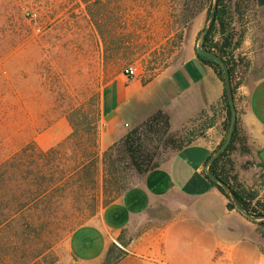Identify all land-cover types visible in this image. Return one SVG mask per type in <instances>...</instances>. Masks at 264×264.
Listing matches in <instances>:
<instances>
[{"label":"rangeland","instance_id":"1","mask_svg":"<svg viewBox=\"0 0 264 264\" xmlns=\"http://www.w3.org/2000/svg\"><path fill=\"white\" fill-rule=\"evenodd\" d=\"M109 1L102 0L92 9L98 11V24L105 32L121 33L133 53L126 59L106 50L80 0H0V161L38 136L46 143L54 133L66 138L72 130L70 113L91 120L99 136L105 127L98 104L102 85L127 65H134L135 77L143 75V81L178 65L190 52L196 54L214 0ZM257 2L231 0L229 9L231 27L242 37L233 50L234 106L247 75L263 73L264 4ZM146 119L113 142L101 144L92 180L70 173L62 189L35 207L10 212L12 221L0 226V264H66L72 230L143 177L126 163H116V170L108 173L103 153ZM169 123L165 134L140 136L153 157L148 169L166 162L187 142L191 124L173 128L170 118ZM251 207L258 216L264 215V201L256 199ZM263 220L256 219L264 251Z\"/></svg>","mask_w":264,"mask_h":264},{"label":"crops","instance_id":"2","mask_svg":"<svg viewBox=\"0 0 264 264\" xmlns=\"http://www.w3.org/2000/svg\"><path fill=\"white\" fill-rule=\"evenodd\" d=\"M262 72L247 75L238 88L235 106L246 152L237 144L231 159L239 181L264 201L258 156L264 148V67ZM142 76L119 72L102 85L98 104L105 127L97 133L98 148L158 110L168 114L173 128L190 123L193 134L166 162L72 230L66 264H104L112 245L122 250L112 264H264L256 220L236 205L229 208V195L206 174L208 158L225 139L222 81L195 52L171 69L143 81ZM53 135L50 142L41 136L35 141L47 149L63 138Z\"/></svg>","mask_w":264,"mask_h":264},{"label":"trees","instance_id":"3","mask_svg":"<svg viewBox=\"0 0 264 264\" xmlns=\"http://www.w3.org/2000/svg\"><path fill=\"white\" fill-rule=\"evenodd\" d=\"M80 1L85 4L106 50L115 55L120 54L117 57L119 60H121L120 58L131 57L133 53L130 52L123 38L119 36L120 32H105L99 26L96 17L98 11L92 8L101 3L102 0ZM105 3H110V1L106 0ZM231 6V0H216L214 15L202 46L206 50L215 52L224 60L228 67L231 91L234 94L237 83H233L232 75L234 68L233 50L239 47L242 37L241 34L237 36L231 27L232 12L229 10ZM215 35H219L217 40H214ZM196 55L203 63L213 69L224 86V73L221 65L213 59L203 57L198 53ZM219 104L225 110L223 129L226 136L231 110L225 87ZM67 119L72 130L66 138L56 145L42 149L35 140H32L0 161V226L12 221L13 217L10 212L14 210L23 212L27 208L31 209L51 192L62 189L63 180L70 176V173H77L76 175L80 173V177L89 176L91 180L92 176H95L98 152L96 127L92 125L91 120L79 118L73 113L68 114ZM169 126L168 115L162 110H158L141 125L128 131L118 143L111 145L103 153V162L108 173L116 170V163H126L128 167L144 174L153 157L146 151L143 139L140 137L141 134L145 132L165 134L168 132ZM192 134L193 130H190L185 140L189 141V136ZM172 143L174 144V141ZM244 143L245 136L239 130L236 118L229 143L213 158L208 165V171L229 187L244 210L259 215L251 207L252 202L256 200L257 193L244 186L239 181L238 175L233 172L231 153L236 149L237 144H239L242 152H246ZM208 180L225 194L219 184L209 178ZM260 224L264 228V220ZM121 253L120 248L112 245L106 253L104 264H112Z\"/></svg>","mask_w":264,"mask_h":264},{"label":"water","instance_id":"4","mask_svg":"<svg viewBox=\"0 0 264 264\" xmlns=\"http://www.w3.org/2000/svg\"><path fill=\"white\" fill-rule=\"evenodd\" d=\"M257 4L259 6L262 5V4H264V0H258ZM215 7H216V0L213 1L212 7H211V11H210V14H209V18H208L207 25H206V27L204 28V30L202 32V38H201V41L197 44L196 50H197V53L199 55L204 56V57H208V58H211V59H214V60H216L217 62H219L222 65L223 70H224V87H225V92H226V95H227V100H228V103H229V106H230V110H231V117H230L229 127H228V130H227V133H226V136H225V139H224L223 143L208 158L207 163H206V166H208L210 164V162L213 160V158L221 150H223L227 146V144L229 143L230 138H231V135H232L233 126H234L235 121H236V118H237L236 109H235L234 101H233V97H232V91H231V88H230V79H229L228 69H227L225 63L215 53H213L211 51H207V50H203L202 49V41H203V39L205 37V34L207 33L208 27H209V25H210V23L212 21ZM258 156H259L261 162L264 165V148H262L259 151ZM206 174L208 175V177L211 180H213L216 183H218L223 188V190L229 195V197H230V199L232 201V203L229 204V208H232L234 205H236L242 213H244L246 216L250 217L251 219L256 220L258 218H264V215H262V216L254 215V214H251V213L247 212L246 210H244L242 208V206L237 202V200L235 199L234 195L231 193L229 187L225 183L219 181L216 177H214L212 174H210L207 169H206Z\"/></svg>","mask_w":264,"mask_h":264},{"label":"built area","instance_id":"5","mask_svg":"<svg viewBox=\"0 0 264 264\" xmlns=\"http://www.w3.org/2000/svg\"><path fill=\"white\" fill-rule=\"evenodd\" d=\"M34 14H31V17H33ZM123 74L126 76V77H129V78H133L136 76V67L134 65H127L124 69H123Z\"/></svg>","mask_w":264,"mask_h":264}]
</instances>
